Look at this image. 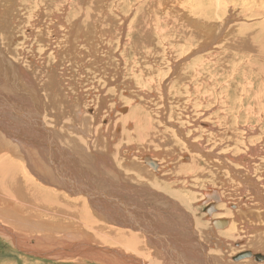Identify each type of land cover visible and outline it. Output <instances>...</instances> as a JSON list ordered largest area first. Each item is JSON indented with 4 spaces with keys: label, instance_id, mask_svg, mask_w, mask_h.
<instances>
[{
    "label": "rangeland",
    "instance_id": "obj_1",
    "mask_svg": "<svg viewBox=\"0 0 264 264\" xmlns=\"http://www.w3.org/2000/svg\"><path fill=\"white\" fill-rule=\"evenodd\" d=\"M27 1L29 2L27 3ZM82 1L85 2L86 0ZM96 1L97 3H95V6L97 7L99 5V0ZM100 1L103 2V0ZM105 1L107 3L106 6L109 9L110 7L118 8L116 11L110 9L111 13L107 12V16L105 18V21L109 20V22L106 23L111 24L109 27L111 30L109 29L101 35H99V33L95 34L94 31L91 30L93 39L87 40L81 38V33L75 26L79 18H75V24L68 22L65 26H63V16L70 15L73 9V4H68L67 1L62 0L59 2L58 0H53L51 3H48L44 0H0V46L2 43L7 51H11L12 54L9 52V56L11 57L10 59L15 65L21 68V72L31 75V80L34 81V83L37 82L35 79H37L36 77L38 76V78L43 76L42 79L44 78L43 80H45L47 78L46 72L48 70H51L54 75L56 74L55 78L57 79V85L55 87L54 93L55 96H58V101L56 107L54 108L58 109L59 113H63L61 118L62 121L69 123L74 122V129H71L70 126L66 127L70 135H73V133H75L74 131H78L76 129V127H78L83 128L82 130H85L86 135H90L91 139L95 143H97L98 140L97 136H100L103 139L102 142H104L106 135L108 138L114 141L111 137L113 136L112 132L115 126L112 116L116 114H123V111L125 110V113L132 110L129 102H132L130 100L134 99L133 102L137 101L136 103L138 106L143 108V113L148 116V122L142 126H137L141 127L140 130H144L152 123H155L153 129H159L160 125L164 124V127L168 129V131L175 133L176 137H173L170 135L171 133L168 132V134L164 131L165 135H160L159 138L157 137L158 141L156 144L155 142L149 141L147 139L143 140L144 142H141L140 139L137 138L135 140H131L130 137H128L129 139H122L123 143L114 141L111 143V145L113 144L116 147V150L120 152L118 155L122 158V161L128 163L127 157L130 158V156H126L124 154L126 150L120 151L122 147H127L128 150L132 152L131 162L135 164L140 163L139 161H141L142 158L141 155H143L145 152H151L154 153L153 157H156L155 160L160 161L164 169L163 175L166 172L172 170V175L177 176V178H180L179 181H182V178L179 176L180 171L178 168L189 165L192 162L193 152H196L207 159V156H205L204 153L209 154L210 151H213V154L221 156L222 159H220V161L227 160L228 163H230L231 166L236 169V174H239V177L233 176V172L229 168H227V172L225 168L226 166L218 170L214 168V170H206L204 172L205 174H208L212 177L210 180L206 177L197 180L196 176H194V179L191 181V183L187 186H183L179 191L181 193H188L190 192L189 188L191 187V193L193 195L192 197L195 198L191 200L192 205L190 204L189 209L192 212H196L195 216H198L200 222L203 223L204 230L199 231V237L201 242L206 246L207 251H209V253L212 255L213 264H216V262H214V256H217L222 261L225 260L226 264H243L246 263V261L255 263V259L242 258L235 260V256L243 251L254 250L255 252H260V255L262 252L261 249L256 250L253 245H250L252 243L255 244L256 240L259 238V235L252 234L251 232L253 231H248V229L249 223L254 222L256 223L254 225L255 231H264V196L262 197L263 204L257 205V202H261L260 199L249 200L246 192L252 191V189L255 188V184L250 180H245L242 178L245 173H249L251 177L258 181L257 187L264 189V168H262L264 167V103L256 104L251 99H247L245 101H241V99L244 98L248 92L250 97H254L255 93L259 91V83L263 82L264 25L262 24H264V13L252 15L250 11L252 4L249 1L246 3L247 7L237 5L236 2L231 1L230 4L226 6V11L229 10L227 14L216 16V19L209 20L205 17L198 16L196 17V22H198V24H193V22L190 23L187 19L182 20L185 22L187 21L186 24L188 32L200 34L198 39L189 41L190 33H188L186 37L183 36L182 32L177 35V32L173 27H170L171 36L169 37L171 38L168 36L166 37L165 35L167 39H162L160 31L167 25H158L154 26L156 30V38L154 43L152 42L151 38H148V36H146V34L141 31L140 28L137 31V24L135 22L136 20H133V18L136 16V14H138L139 3L132 2L131 0H114L115 3L110 0ZM146 1L147 0H145V2ZM218 1L221 3V0ZM61 5H67V7L62 9ZM190 5L191 2L188 4L179 2V7L168 4L162 12H160L158 8L150 9L144 6L145 8L140 9V12L142 13L141 17L145 21L148 20L150 16L156 17V12L159 13L158 19L165 17L166 11L171 12V17H176L177 14H183L184 11H189ZM45 8H50V10H45ZM119 8H123V12L126 13L125 18L127 19L125 21L122 19L120 20L118 17L121 16V18H123V16L117 12ZM54 12H59L60 15L52 16V13ZM62 13L64 14L62 15ZM145 14L147 15L146 18L143 17ZM93 16L94 15L87 16V21L91 20ZM227 16H230L228 18L230 21L227 25H225V28H223L222 31L219 29V22L221 18L225 19ZM132 20L133 23L131 24ZM102 23H104L103 19H100L97 22L98 28L100 30L102 29ZM61 25L63 26L62 28H60ZM179 25H181V22ZM147 27L152 26L147 25ZM214 30L215 33L210 35V32ZM70 35L72 36L71 38L68 37ZM146 37L148 38V44ZM160 39H162L163 42H160ZM229 43H231L233 47L224 46V44L228 45ZM45 44L50 45L49 51L51 53V57L48 60H45V56L47 55L48 51L45 53L43 51H39L41 48H43V50L46 49V47H44ZM70 45L73 47H70ZM34 46L36 49H33ZM127 47L128 49H126ZM68 49H71V52L67 51ZM125 49L127 51H131V53H129V63H131L130 69L126 70L123 69V67L126 66L125 61L127 59L124 58ZM225 51H227L226 54ZM83 52H86V54ZM228 52L229 54H227ZM33 53L35 55H33ZM134 54L137 55L135 56ZM77 56H81L82 58L79 60V57ZM203 57H205V60L201 61ZM235 57H237L238 60ZM37 59L38 64L43 65L36 64L38 67H35L34 62ZM59 59H61L63 63L58 61V63L56 62L54 65L51 64L49 66L47 64ZM87 60L96 61L94 63V69L91 68V64L87 63ZM229 60L231 61L229 62ZM143 61L147 62V64L145 65ZM234 61L236 62L233 63ZM247 61H250L253 64V69L248 77L253 84L250 85L247 82L235 83L232 81V78L228 73V75L221 81L222 89L219 90V85L215 84L213 90L208 95L207 89H209L211 86L207 84V80H210L211 75L210 72L207 74L205 71L207 67L213 68L218 72L220 68L223 70L227 68V65L225 64H228L229 70L230 66H244ZM74 62L78 66H81V69L84 66V68L87 69V73L88 71L94 72V79L90 78V82V80L83 75V70L78 67V72L72 71V68L75 65ZM197 64L201 66V68H199L200 70L196 69ZM202 65L204 66L202 67ZM55 67H57V70L53 71L55 70ZM42 70L45 71L43 75L41 74ZM202 70L205 71L204 74H200ZM206 70H209V68ZM4 71L6 72V68ZM35 71H37V74ZM213 72L215 71L213 70ZM19 76L20 75L17 76L15 84L20 85L26 92L25 88H27L29 83L27 84L26 80ZM207 77L210 78L207 79ZM3 79V76L0 75V86L3 88L0 89L3 90V92H0V95L6 96L7 99H12V101L4 99L2 100L8 101V103H10L8 106L13 108H15V106H12L13 100L18 102L16 104L24 105L23 103L25 101H22L23 95H15L7 90H4L6 86L4 83L1 84V80ZM100 80L103 82L101 85H104L102 89L97 88L98 84H100L98 81ZM93 81L94 83H92ZM204 84H206V88ZM245 85L247 86L243 88ZM105 89L112 90V93L105 94ZM226 91L228 92L226 93ZM241 91L242 95H240ZM228 100H233L234 102L228 106V102H226ZM9 107L2 111L1 114L7 116L9 119H18L20 121V113L18 111V113L13 111ZM41 108L43 110L41 118H44L49 126L54 124L56 119L53 116L56 115H54L53 112L55 111H51V108ZM60 110L63 112H60ZM74 110H76L75 114L73 112ZM32 111L33 108L26 104V114L28 115V112L32 113ZM224 111H226V113H224ZM174 112L176 113V117L173 114ZM84 114L86 116L82 119ZM170 114L172 115L171 118ZM130 116L133 120H129L124 123H129L131 121L136 124L134 116ZM139 116H141V114H139ZM28 117L30 118L31 115H28ZM64 117L66 118L64 119ZM103 117L106 119L105 122L102 119ZM3 119L6 118H2V120ZM80 120H83V124H81L79 127L77 123L80 122ZM6 121L7 119L5 120V123H7ZM238 121L240 123H237ZM23 122L24 120L22 123ZM35 122H37V120H35ZM228 124L232 126L231 132L234 134L236 139L224 137V134L227 132L226 126ZM119 125L121 128L118 130V132L121 133L123 126L121 124ZM60 126L61 123L58 124V127ZM61 129L66 130L65 127ZM177 129H182L184 135H180ZM31 130L34 129L31 128ZM105 131H107L106 135L101 134ZM91 134L93 135L91 136ZM184 136H186L192 145L196 146V148H194V146H189ZM10 139H12V137H10ZM198 145L200 146L199 148ZM248 145H251L254 150H245L247 149ZM97 148H102V146L99 144ZM96 152L99 154V156H102V158H100L102 163L104 161H109L110 154L104 155L105 153H102L101 150H97ZM185 155L187 156V159H184L186 158ZM241 156L250 158L252 161H246V159H242ZM214 158H216V156H214ZM142 163L146 168L152 171L150 164L146 162ZM240 163L244 167L237 169L238 167H236V165H240ZM13 164H16L14 165L15 174L20 176L22 182L26 186H28L30 183H34L42 188L46 194L48 193L46 191H50L51 194L54 192L60 195H67L66 200L69 201L68 204L72 203L73 206L76 207H78L79 203H73L72 201H78V199L81 197L85 198V196H83L84 194L70 195V193L66 190H59V188L56 186L53 188L52 186L38 183L31 179L29 176V171L28 176L24 177L23 168H19L18 162H14ZM139 171L144 172L147 175L151 174L145 168H142ZM164 179L165 178L162 177L160 181ZM133 183L137 184V188L143 186L151 187L150 185L145 184L146 182L139 178H135ZM161 184L168 187L171 185V182H161ZM30 187L27 190L28 194H30L29 191H32L33 189L32 185H30ZM152 187L155 190L165 191L164 188L157 187L154 182H152ZM214 188L218 189L220 192L224 190L227 193L225 201L228 203H223L222 205H226L228 211H237L240 215L244 214L242 215V221L235 219L236 216H233V218L232 216H224L221 214L222 210H220L219 207L217 208L218 210L216 209L213 213V217L208 215L209 213L205 211V207L203 206L208 203L201 201L203 200L202 197L204 196V192L210 191ZM260 188H257L258 191H260ZM12 190H9L10 194H14V190ZM261 191L264 194V190ZM51 194L49 195L51 196ZM8 196L5 201H7L6 203L9 204L10 199H8ZM47 199L48 197L46 200ZM20 200H22L21 196ZM20 200L17 202L19 203ZM198 202H200V204ZM221 202L222 201L219 203ZM46 203L48 205L52 204L48 201ZM145 203L147 206H152L155 209H162L161 206H164L159 202L156 203L155 201L150 200L149 198H145ZM245 203H247L246 206L249 211L253 213L255 212L257 217L253 218L250 214L246 213V210H244ZM19 205L21 206L22 204L19 203ZM8 207L6 205L0 204V209H8ZM80 212L82 214V210ZM49 215H52L54 219L58 218V216H65L60 214ZM93 215L94 217L97 216L94 213ZM164 215L165 216L162 217L167 224L162 223V221L157 217L159 216L157 213L154 214L153 220L160 224L164 228V231L169 235L166 238V241H182L181 237L186 239L191 238V233L189 234L187 231L183 235L173 234L178 231V226H172V222L168 217V212L165 211ZM228 218L230 222L227 225H218V227L213 229L214 224L212 221L214 219ZM27 219L31 220L32 218L27 217ZM233 219H235V221L232 222ZM62 220L68 219L62 218ZM0 223L5 225L4 223L8 222L4 220L2 216H0ZM104 223L110 225L105 221ZM236 223L238 224L237 227H239V230L237 231V234L233 235L235 237H231L229 235V229L232 227L231 225H236ZM27 226L29 227V225ZM27 226L25 229H23L25 232L21 231L23 235H28L27 237L31 238L32 236L38 234V231H35L33 227H29V230ZM187 228L188 227L186 226L185 229ZM210 228L213 230V234L206 232ZM102 230L108 233L107 229ZM195 231H197V228ZM139 232H142L148 237V234L144 233V231L139 230ZM23 235H21L20 238H22ZM196 235L198 236V234ZM212 235H216L224 239L226 244H228L221 245L219 243H215L216 241L212 242ZM146 236L139 242H129L126 244H116L110 242L106 243L105 245L107 246L105 247H115L114 250H119L118 248L123 249V251L126 253V257H129L128 255L137 256L139 251L145 252L146 248L150 250H156V244L153 245L149 243ZM106 238L104 237L103 239L106 240ZM11 241H13L16 246L18 245L16 237H14L13 240L8 239L0 231V264H79L73 262V260L70 259L65 260L60 258L55 259V257L51 258L48 255H44L45 252L49 251H43L42 249L38 250L39 252H36V254H27L24 252V248L20 249L18 246L16 247L14 244L12 245ZM38 241H43L42 236H39ZM66 242L67 241H65V243ZM107 242H109V240ZM144 242H146V246L144 245ZM182 244L185 245V242L182 241ZM53 249L54 247L51 248V250ZM212 250L214 253H212ZM179 255L180 257H185L182 254ZM176 256L178 255L176 254ZM140 257L145 258L143 256ZM157 258L160 263L163 264L162 260L159 259L158 256ZM150 259L151 258L147 259L146 261L151 263ZM256 262H258V264H264L259 263V261ZM192 263L193 262H189L188 264ZM80 264L106 263H101V261H92V263L87 262Z\"/></svg>",
    "mask_w": 264,
    "mask_h": 264
},
{
    "label": "bare ground",
    "instance_id": "obj_2",
    "mask_svg": "<svg viewBox=\"0 0 264 264\" xmlns=\"http://www.w3.org/2000/svg\"><path fill=\"white\" fill-rule=\"evenodd\" d=\"M44 1L51 3L53 0H44ZM58 1L61 2L62 0H58ZM64 1H67L68 4H73V9L70 15L63 16L62 18V21L64 22L63 26H65L66 23L68 22L75 24L76 23L75 18H79L75 26L81 33V38L87 40L93 39L91 30H93L95 34L99 33V35L103 34L105 31H108L110 29L109 27L111 24L106 23L109 22V20L105 21L107 12L111 13V10L116 11L118 9V8L110 7L111 9L110 10L106 6L107 3L105 0H103V2L99 0V5L97 7L95 6V3H97L96 0H86L85 2H83L82 0H71V1L64 0ZM110 1L115 3L114 0H110ZM131 1L135 3H139L138 14H136V16L133 18V20L134 19L136 20L135 22L137 24V31L140 28L141 31H143L146 34V36H148V38L152 39V42H154L156 38V30L154 26L167 25L164 29L160 31V35L162 39H167L166 38L167 36L168 37L171 36L170 27L174 28V30L177 32L176 33L177 35L180 32H182L183 36L186 37V35L190 32L187 31V24H186L187 21L185 22L182 20L187 19L189 20L190 23L193 22V24H198V22H196V17L198 16L205 17L209 20L216 19V16H222L227 14L229 10L226 11V6H228V4H230L231 1H234L237 3V5H241V6H246V3H248L249 1L252 4L250 7L251 10L249 8L247 9L251 11L252 15L264 13V0H221V3L218 0H147L146 2L145 0H131ZM28 2L29 1H27V3ZM179 2H184V4H188L189 2H191L190 10L187 12L184 11L183 14L182 13L177 14L176 17H171L170 11H166L165 17L160 19H158L159 16L158 12L155 13L156 17L150 16V18L146 21L141 17L142 13L140 12V9H144L145 7L150 9L158 8L159 11L162 12L165 9V7H167L168 4L174 5L175 7H179L178 6ZM65 7H67V5H63L62 9ZM123 8H119L117 12L123 16V18H121V16H118L119 19L125 21L127 18H125L126 13L123 12ZM47 9L50 10V8H45V10ZM52 14H51L52 16L60 15L59 12H54ZM63 14L64 13H62V15ZM89 15H94V16L91 18V20L87 21L86 17ZM143 17L146 18L147 15L145 14ZM229 17L230 16H227L225 19L221 18L219 22L220 30L223 31L225 25L229 23L230 21V19H228ZM100 19L104 20V23H102L101 30L98 28L97 25V22ZM133 20L131 24L133 23ZM171 22H175L176 24ZM180 22L181 25H179ZM147 25L152 27H147ZM63 26L61 25L60 28H62ZM214 33L215 30L210 32V35ZM71 35L68 37L71 38L73 36ZM199 36L200 34L190 33L189 41L198 39ZM148 38L146 37L147 44H148ZM162 39H160V42H163ZM231 43H229L230 46L229 44L228 45L224 44V46L233 47ZM44 47H46L45 50L41 48L39 51H43L44 53L48 51L47 55L45 56V60H48L51 57V53L49 51L50 45L45 44ZM70 47L73 46L70 45ZM34 48L35 46L33 47V49ZM126 49H128V47ZM126 49L124 50V58L127 59L125 61L126 66L123 67L124 70L130 69V64H131L129 63L130 61L129 53H131V51H127ZM67 51L71 52V49H68ZM9 52L10 54H12L11 51H7L5 46L1 43L0 75L3 76L4 78L3 80H1V84L4 83V85L6 86L4 88L5 91L7 90L15 95L18 94L23 95L22 97L24 100L22 99V101L25 102L23 103L24 105H22V104H16L18 102L13 100L12 106H15V108L17 107L15 109L11 106L10 107L8 106L10 105L8 101L2 100L4 99V100L12 101V99L9 98L7 99L6 96L0 95V204L6 205L7 207L9 206L8 209L7 208L0 209V216H2V218L8 222V223H4L7 226L3 225L2 224L3 222L0 223V231L2 232V234H4L6 238L12 240L14 239V237H16L18 242L17 245L18 248L20 249L24 248L25 249L24 252L27 254L30 253L36 254V252L37 253L39 252L38 250L42 249L43 251H49V252H45L44 255H48L51 258L55 257V259L60 258L65 260L70 259L73 260V262L79 264L87 263V262L92 263V261H101V263H106V264H161L157 256L159 257V259L162 260L163 264H188L189 262H193L192 264H213L212 255L209 253V251H207L206 246L201 242V239L199 237V231L204 230L203 223L200 222L198 216H195L196 212H192L189 209L191 200L195 198L192 197L193 195L191 193V187L189 188L190 192L188 193H181L179 190L183 186L189 185L191 181L194 179V176H196L197 180H200V178H204V177L210 180L212 177L204 173L206 170H214V168L218 170L226 166L225 168L227 172H228L227 168H229L234 173V174L232 173L233 176L239 177V174H236V169H234L231 166V164L228 163L227 160L220 161V159H222L221 156L213 154L212 153L213 151H210L209 154L203 152L205 156H207V159L206 157L196 152H193L192 162L189 165H185L182 166L181 168H178L180 171L179 176L182 178V181L180 180L181 181L180 183L179 181L180 178H177V176H173L171 173L172 170L166 172L163 175L164 169L160 161L155 160L156 157L155 158L153 157L154 153L145 152L143 155H141L142 158L141 161H139L140 163L135 164L131 162L132 152L129 151L127 147H122L120 151L126 150L124 154L126 156H130V158L127 157L128 163L122 161V158L119 157L118 155V153L120 152L116 150V147L113 144L111 145V143L114 141L123 143L122 139L124 138L129 139L128 137H130L131 140L132 139L135 140L137 138L140 139L141 142H144L143 140L147 139L149 141L155 142L156 144L160 135L162 136L165 135V132L167 133L169 132L171 133L170 134L171 136L176 137L175 133L168 131V129H166L164 127V124L162 123H161L162 125L158 123L160 125L159 129L158 128L153 129L155 123H152L149 127L145 128L144 130H140L141 127H137V126H142L143 124L148 122V116L143 113L144 110L141 106H138V104L136 103L137 101L133 102L134 99L130 100L132 102H129L132 107V110H130L127 113H125L126 111L125 110L123 111L124 113L122 112L123 114L120 115L116 114L112 116V119H114L115 126L112 132L113 136L111 137L114 141H112L110 138L107 137L106 132L108 130L101 133L106 135L105 141L102 142L103 139L100 136H97L98 138L97 143L93 142L90 135H86L85 130H82L83 128L76 127L78 131H74L75 133H73V135L72 134L70 135L66 127L70 126L71 129H74L73 128V126L75 125L74 122L69 123L62 121L61 118L63 116V113H59V110L54 108L56 107L58 101L57 100L58 96H55L54 93L55 87L57 85V79L55 78L56 74L54 75V73L51 72V70H48L46 72L47 78L45 80H43L44 78L42 79L43 76L41 78H38L39 77L38 76L36 77L37 79H35L37 82L34 83V81L31 80V75L21 72L22 71L21 68L14 64V62L10 59L11 57L9 56ZM226 52L227 51H225V54ZM83 53L86 54V52ZM227 54H229V52ZM33 55L35 54L33 53ZM77 57H79V60L82 58L81 56H77ZM202 60H205V57H203L201 61ZM58 61L62 62L61 59H59L47 64L49 66L51 64L54 65L56 62L58 63ZM230 61L231 60H229V62ZM236 61H234L233 63H235ZM95 62H96L95 60H89L87 63L91 64V68L94 69ZM143 63L145 65L147 64V62L144 61ZM34 64L35 67L37 65H43V64H38V59L35 60ZM225 65H227L226 66L227 68L225 70L220 68L218 72L210 67L206 68V69L209 68V70L205 69L207 74L208 72H210L211 75V78L207 77V79L210 78V80H207V84L211 86L209 89H207L208 95L213 90L215 84L219 85V90L222 89L221 81L228 75V73L230 74L232 81L235 83L247 82L250 85L253 84L248 78L253 69V64L250 61H247L244 66L242 65L230 66L229 70H228V64ZM203 66L204 65H202V67ZM77 67L80 68L81 66H78L75 63V65L72 68L73 69L72 71L74 72L77 71L78 70ZM5 68H6V72L4 71ZM199 68H201V66L197 64L196 69L200 70ZM54 69L55 70L53 71H56L57 67H55ZM81 70H83V75L87 79H89L90 82H91L90 78L94 79L95 77L94 72L88 71L87 73V69L84 68V66L82 67ZM213 70L215 72H213ZM205 71L202 70L200 74H204ZM35 72L37 74V71ZM44 72L45 71L42 70L41 74L43 75ZM18 75H20L19 77H23L26 80L27 84L29 83V85H27V88H25L26 92L20 85L15 84V80ZM262 77H263V82L259 83V91L255 93V96L250 97L248 92V94L244 98H242L241 101L251 99L256 104L264 103V75H262ZM98 82L100 84H98L97 88L102 89L104 85L102 86L101 83L103 82L101 80ZM92 83H94V81ZM204 85L206 88V84ZM246 86L247 85H245L243 88H245ZM0 89H3L2 86H0ZM0 92H3V90H0ZM227 92L228 91H226V93ZM109 93H112V90L105 89V94H109ZM240 95H242V91L240 92ZM226 102H228L227 105L229 106L234 101L228 100ZM26 104L30 105L33 108L32 113L28 112V115H31L30 118L25 112ZM7 107L11 108L15 112L18 111L20 113L21 115L19 117L20 121L18 119L17 120H13L12 118L9 119L7 118V116L1 114V112L7 109ZM41 107H46V109L51 108V111H55L53 113L56 116L53 117H55L56 121L51 126L47 124V121H45L44 118H41L43 114V110ZM75 111L76 110L73 111L74 114ZM60 112L63 111L60 110ZM224 113H226V111H224ZM139 114H141V116H139ZM173 114L176 117V113L174 112ZM130 115L134 116V119L136 120V124H134V122L131 121L129 123H124L129 120H133ZM85 116L86 115L84 114L82 116V119ZM171 117L172 115L170 114V118ZM2 118H6L7 123H5L6 119L2 120ZM65 118L66 117H64V119ZM102 119L104 120V122L106 121L105 117H103ZM23 120L24 122L22 123ZM35 120H37V122H35ZM59 123H61L60 127H58ZM237 123L240 122L238 121ZM81 124H83V120H80V122L77 123L79 127L81 126ZM119 124L123 126V130L121 133L118 132V130L121 128ZM30 127L33 128L34 130H31ZM63 127H65L66 130L64 129L62 130L61 128ZM226 129L227 132L224 134V137L236 139L234 134L231 132L232 126L228 124L226 126ZM177 131L179 132L180 135L181 134L182 136L184 135L182 129L181 130L177 129ZM92 135L93 134H91V136ZM10 137H12V139H10ZM184 137L187 144L193 147L194 145H192L189 139H187L186 136ZM99 144L102 146V148L98 149L97 147ZM199 147L200 146L198 145V148ZM194 148H196V146H194ZM97 150H101L102 153H105L104 155L110 154L109 161H104L102 163L100 159L102 158V156H99V154L96 152ZM245 150L253 151L254 148H252L251 145H248L247 149ZM214 156H216V158L218 159L214 158ZM241 158L244 159L245 156H241ZM184 159H187V156ZM245 159L246 161L249 162L252 161L250 158L247 157ZM14 162H18L19 168L20 167L23 168L24 177L28 176V171H29V176L31 177V179H33L38 183L46 184L52 186L53 188H55L56 186L57 188H59V190H66L67 192L70 193V195L84 194L83 196H85V198L81 197L80 199H78V201L73 200L72 201L73 203L74 202L79 203L78 207H76L73 206L72 203H71L72 205L68 204L69 201L66 200L67 195H60L54 192H52L53 194L52 195L50 191H46L49 194H51L50 196L48 193L46 194L42 188H40L38 185L34 183H30L28 184V186H26L22 182L20 176L15 174L14 165L16 164H13ZM142 162H146L150 164V166L152 167L151 169L152 171L146 168ZM241 165H242L241 163L240 165L237 164L236 165V167H238L237 169H241V167H244L243 165L242 166ZM85 166L88 168V170ZM142 168L147 169L151 174L147 175L144 172H140L139 170H141ZM162 177H164L165 179L160 181ZM135 178L141 179L142 181L146 182L145 184H148L151 187H152V182H154L157 185V187L164 188L165 191L168 192L169 194L163 190H155L153 187L151 188L148 186L137 188L136 187L137 184L133 183V180ZM242 179L250 180L255 184V188L252 189V191L246 192L247 196L249 197V200L260 199L261 202H257L258 203L257 205L263 204L262 197L264 196V194L261 190L264 189L257 187L258 181H256L255 178L251 177L249 173L248 174L245 173ZM161 182H171V185L167 187L161 184ZM245 183H249V182H245ZM30 185H32L33 189L32 191H29L30 194H28L27 190L29 189ZM257 188H260V191H258ZM12 189L14 190V194L9 193V190ZM212 191L215 195L214 199L213 200L210 199L208 202H206L208 204L203 205L205 207V211L209 213L208 215L212 216L215 210L219 207L220 210H222L221 214H223L224 216H232V218L233 216H236L235 219H239V221H242V217H243L242 215L244 214L240 215L237 211L235 212H232L230 210L228 211L226 205H222L223 203H228L225 201V198L227 197L226 196L227 193L224 190L220 192L218 189L215 188L208 192H212ZM206 192L207 191L204 192L203 197L201 196L203 200L205 199ZM17 194H21V195H17ZM170 194L173 196H171ZM7 196L8 199H10L9 204L6 203L7 201H5ZM20 196L22 200H20ZM47 197L48 199L46 200ZM145 198H149L150 200L155 201L156 203L159 202L164 206L160 205L162 209H155L152 206H147L145 203ZM18 200H20L19 203L22 204L21 206L17 202ZM203 200L201 202H203ZM47 201L52 204L48 205L46 203ZM220 201L222 202L219 203ZM198 203L200 204V202ZM246 205L247 203L244 204V210H246V213L250 214L253 218L257 217L256 216L257 214L255 212L253 213L249 211ZM81 210H82V214L80 212ZM165 211L169 213L168 217L169 220L172 222V226H178V231H176L173 234L183 235L186 231L189 234L191 233L190 239L181 237L182 241L185 242V245L182 244V241L179 240L177 241L172 240L170 242L166 241V238L169 235L164 231V228L160 224H158L155 220H153L154 214L157 213L159 214V216L157 217L162 221V223H166L162 217L165 216L164 215ZM93 213L96 214L98 217L97 216L94 217ZM49 214H60L65 216H58V218L54 219L53 216ZM27 217H31L32 219L29 220L27 219ZM62 218L68 220H62ZM228 219H214L212 221L213 224L216 221H218L216 225L214 224V228L217 227L218 225H223V224L224 226L227 225L229 222ZM235 219H233L232 222L235 221ZM104 221L109 223L110 225H107L106 223H104ZM255 224L256 223L254 222L252 223L250 222L248 231H253L251 233L259 235V238L256 240L255 244L252 243L250 245H253L256 250L261 249L262 251L261 255L259 254L260 252L257 251L255 252L254 250L248 249L251 251H243L245 254L244 256L239 257L241 254H238L236 256L239 259L251 258L253 260L255 259L256 261H259V263H264V258H263L264 231H255L254 230ZM27 225H29L30 228L33 227L35 231H38V234L32 236L31 238L27 237L28 235L27 236L23 235L21 231L25 232V230L23 229H25ZM237 225H238L237 223L236 225H231L232 227H230L229 229L230 234L229 233L227 234H229L231 237H235L233 235L237 234V231L239 230V227H237ZM186 226L188 227L187 229H185ZM194 228L195 229L197 228L198 232L195 231ZM102 229H107L108 233L104 232ZM139 230L144 231V233H147L148 237L142 232H139ZM209 230L206 232L213 234V230L212 229L210 231ZM196 234H198V236ZM21 235H23L22 238H20ZM39 236L40 237L42 236L43 239L42 242L38 241ZM145 236L147 237L149 243L153 245L156 244V248H155L156 250H152V249L150 250L146 248L145 252L139 251L140 256H143L145 258L140 257L139 254L137 256L128 255L130 257L129 258L126 257V253L123 251V249L118 248L119 250H114L115 247L114 248H110L109 246L105 247L107 246L105 244L110 242L116 244L139 242L140 240L144 239ZM104 237L105 238L107 237L106 240L103 239ZM211 238H212V242L216 241L215 243H219L221 245L228 244V243L226 244V241L224 239L216 235H212ZM108 240L109 242H107ZM65 241L67 242L65 243ZM11 242L13 245L14 242L13 241ZM144 245L146 246V242H144ZM52 247H54L53 250H51ZM178 253L184 255L185 257L184 258L180 257ZM212 253H214L213 250ZM176 254L178 256H176ZM199 256L201 259L199 258ZM149 258H151L150 259L151 263H148L146 261ZM256 261L255 263L251 261L248 262L246 261V263L243 264H258V262ZM214 262H216V264H226L225 260L222 261L217 256H214ZM229 264H234V263H229Z\"/></svg>",
    "mask_w": 264,
    "mask_h": 264
},
{
    "label": "water",
    "instance_id": "obj_3",
    "mask_svg": "<svg viewBox=\"0 0 264 264\" xmlns=\"http://www.w3.org/2000/svg\"><path fill=\"white\" fill-rule=\"evenodd\" d=\"M50 148V147H49ZM52 159V158H51ZM53 160V159H52ZM214 191V190H213ZM213 191L212 192H206L205 193V199L203 200L204 202H208L210 199H214V193H213ZM220 221V220H219ZM216 223H218V221H216L214 224L216 225ZM241 255L239 256V257H242V256H244L245 254H244V252H242V253H240ZM239 258L236 256L235 257V260H238Z\"/></svg>",
    "mask_w": 264,
    "mask_h": 264
},
{
    "label": "crops",
    "instance_id": "obj_4",
    "mask_svg": "<svg viewBox=\"0 0 264 264\" xmlns=\"http://www.w3.org/2000/svg\"><path fill=\"white\" fill-rule=\"evenodd\" d=\"M212 200H213V199H212ZM228 220H229V219H228ZM229 222H230V220H229ZM229 222H228V223H229ZM217 227H218V226H217ZM213 229H215V228H213Z\"/></svg>",
    "mask_w": 264,
    "mask_h": 264
}]
</instances>
